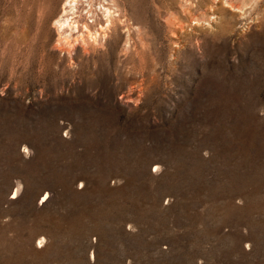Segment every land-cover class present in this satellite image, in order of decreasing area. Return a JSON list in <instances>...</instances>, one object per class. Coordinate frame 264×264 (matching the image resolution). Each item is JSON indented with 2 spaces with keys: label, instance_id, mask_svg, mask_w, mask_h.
Wrapping results in <instances>:
<instances>
[{
  "label": "rangeland",
  "instance_id": "obj_1",
  "mask_svg": "<svg viewBox=\"0 0 264 264\" xmlns=\"http://www.w3.org/2000/svg\"><path fill=\"white\" fill-rule=\"evenodd\" d=\"M63 2L0 0V264H264V0Z\"/></svg>",
  "mask_w": 264,
  "mask_h": 264
},
{
  "label": "bare ground",
  "instance_id": "obj_2",
  "mask_svg": "<svg viewBox=\"0 0 264 264\" xmlns=\"http://www.w3.org/2000/svg\"><path fill=\"white\" fill-rule=\"evenodd\" d=\"M112 7V0H64L55 21L58 34L64 38H71L73 41L80 40L84 45V42L93 36V30L97 25L105 29L112 24L115 19L112 15ZM103 20L105 25L102 23ZM61 40L65 41V39ZM68 41L67 39L66 42Z\"/></svg>",
  "mask_w": 264,
  "mask_h": 264
},
{
  "label": "clouds",
  "instance_id": "obj_3",
  "mask_svg": "<svg viewBox=\"0 0 264 264\" xmlns=\"http://www.w3.org/2000/svg\"><path fill=\"white\" fill-rule=\"evenodd\" d=\"M258 111H259V115H260L261 117H264V105H260ZM21 150H22V152H23L24 155H25V159H28L31 155H34V152H31V151L27 148V146H24ZM203 154H204L205 157H207V156H208V151L205 150ZM83 186H84V185H83V182H81V183L78 185V187L81 188V189L83 188ZM40 203L43 204V201H41ZM245 232H247V229H245ZM42 243H43L42 240L38 242V244H42ZM244 248H245L246 251H249V252H250V251L252 250V248H253V245H252L251 242H248V243H246V244L244 245ZM200 264H203V260L200 261Z\"/></svg>",
  "mask_w": 264,
  "mask_h": 264
},
{
  "label": "snow or ice",
  "instance_id": "obj_4",
  "mask_svg": "<svg viewBox=\"0 0 264 264\" xmlns=\"http://www.w3.org/2000/svg\"><path fill=\"white\" fill-rule=\"evenodd\" d=\"M65 135H67V133H65ZM154 171H156V169H153Z\"/></svg>",
  "mask_w": 264,
  "mask_h": 264
}]
</instances>
